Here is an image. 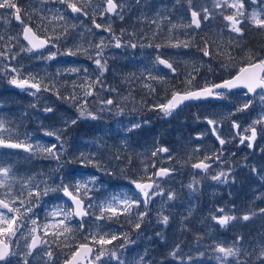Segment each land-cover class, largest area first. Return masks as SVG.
Segmentation results:
<instances>
[{
	"label": "rangeland",
	"instance_id": "obj_1",
	"mask_svg": "<svg viewBox=\"0 0 264 264\" xmlns=\"http://www.w3.org/2000/svg\"><path fill=\"white\" fill-rule=\"evenodd\" d=\"M97 0H93L95 4ZM22 7L27 8L29 11L33 7L40 10V13L49 19H51L57 9L61 12L67 10L66 5H61L56 0H47V3L41 5L39 0H19ZM55 4L56 6H53ZM246 8L251 11L254 7L251 4V0H245ZM194 7H208L213 9L212 0H194ZM51 10V11H50ZM130 11H137L140 15H146L151 20H157L160 23V28L162 31H157L156 25L153 23L149 24L152 26V30L156 34H163L164 39L169 37L170 23L181 25L189 23L191 20L190 12L188 11L187 0H180L177 3L176 0H141L139 5L136 4L135 0H128L126 5L124 15ZM214 12L218 10L213 9ZM229 12L231 10H228ZM9 10L0 9V35L5 37V41L0 43V50H2V44L7 43L8 36H16L21 33V26H17L14 22L13 16L8 14ZM69 15L68 20V34L66 38L63 39L65 47L67 50L69 48L76 50V45H82L83 48H88L89 41L99 42L101 36L105 37L106 41H110L109 33L103 32L102 30H97L94 28L92 23V14L89 10V16H80L78 19L67 10ZM159 13V16L157 15ZM163 17H168L169 19H163ZM119 19L117 16L114 18L106 17H96L97 23H101L105 26L111 24L112 30L115 25L114 20ZM34 23L32 26L34 29L36 24L41 23L39 15L33 16ZM44 21V23H46ZM76 25L75 28L72 25ZM222 17L219 15L210 18L208 21L202 23L201 29L196 30H186L184 28L178 27L173 30L174 33L177 32V36L180 40H185L187 37L184 35L185 31H188L191 36H198L202 41V38L208 40H216L217 42H223L221 44L224 46L228 44L230 38H235V33H229L227 29H222ZM60 21L54 19V27L60 30ZM251 24H245L244 27L250 26ZM252 26V25H251ZM92 28V32H88L87 29ZM120 30H113V33L121 37L122 47L116 48L114 42L107 47L104 51V59L107 60V71L106 76L103 78L104 85L111 88H115L116 91H107L106 89H101V92H107L108 96L101 100L113 99L114 104L111 106H104L99 102L101 107H106L110 110L99 111L98 119L92 120L94 127H96L97 132L87 133L84 137H78L76 140L74 138L71 140L72 143L69 145V160L73 162L69 165L64 159H60L59 164L55 159L45 158L43 154L30 155L24 152H13L7 153L0 150V162L10 161L14 168V173L18 180L27 179L30 176H35L36 181L46 180L50 187L55 188L59 185L61 178L63 177L65 183L74 182L75 179H80L86 177L89 174L95 175L97 177L95 190L91 195L96 201L103 200L105 197H109L117 193H127L129 196L134 195L133 184L130 183L131 180L139 179L144 176V166L149 165L148 173L155 171L157 167L161 165H166L177 170L174 176L166 178L164 180H158L161 187L164 189V196H156L153 198L154 202L150 204V212L146 217V221H150V217L155 221L154 224L159 226L161 230V235H157L160 241L169 243L171 250L180 244L183 254H191L194 257L197 256L198 251H204L206 254L203 257H199L196 264H219L215 259V254L209 248V245L215 243L231 244L238 233H241L242 229L246 227L250 222H255L257 226L264 227V216L256 215L249 221H237L233 222L229 227L221 229L214 221L211 220L209 216L210 210H214L216 207H225L226 210H232L236 215H243L249 211H258L260 208H264V198L257 199L256 197H264V182H262L256 174L250 171L251 167H256L260 171V175H264V137L258 135L257 140L254 144L253 149L247 148L246 145H239V140L232 139L234 130L232 129V121L237 120L242 122L245 126L251 123V120L257 116L261 108H264V101L261 100L259 95L244 96V91H235L233 93H228V98L224 102H216L213 100L200 101L193 107H183L173 112L170 116H165L159 109L153 108L152 106L161 101H166L171 95L172 89H169L171 85V79L174 78L169 70H163V74H166V81L161 83L157 81H149L155 89L154 94H149L148 89L142 86L141 73L145 71L147 67H142L138 70L137 74L128 75L122 70L123 64L116 66L119 62H124L126 58L134 59L135 48L130 46V43H137L141 45V40L138 42L130 41L125 39V31L122 33ZM43 31V30H41ZM165 32V33H164ZM264 33V30H261ZM241 37L239 38V43ZM162 41V40H161ZM160 44H163L164 41ZM149 41H146L141 47V55H137L141 61L147 65L151 66V57L149 53H153L156 50V54L152 58V62L155 60L158 54L155 47H147ZM15 44V41H13ZM21 43L24 44L21 40ZM58 48L61 55H58L54 60H42L37 58L36 53H28L21 51L20 45L17 44L13 48V52L18 53V58L15 61H4V63H10L12 66L20 68L23 75L27 76L29 74L37 75V73L46 74L43 72V66L48 65L51 62L63 61L66 64L58 65V68L63 73H68L65 69L78 68L79 73H71L76 80L78 77H84L86 74L84 69H87V75L90 79L94 80L99 72L97 66L89 68L88 56L79 51L77 55L66 56L63 53L66 51L59 45ZM137 46V47H138ZM202 43L198 46L202 47ZM136 47V48H137ZM195 46L185 49V48H172L164 47L160 49L159 54L164 58L171 59L175 62V67L178 70L176 76L179 77L181 83V90L185 88V76L188 71L191 70L193 64H195L199 69V74L193 81L194 86L200 87L204 86L205 83L211 84L220 81L221 79L233 74L238 69L231 68L225 70L221 68V64L224 63L223 57L217 55L218 60L212 61L211 56L205 57L203 53L194 48ZM56 48H51V51H56ZM94 56V49H89ZM212 51V50H211ZM262 50H257L252 52L251 49L241 51L235 55L236 61H240L241 58H245L247 62V54H250L257 59L264 58V53L260 52ZM236 52V51H235ZM261 53V54H260ZM48 52L44 51V55L47 56ZM235 54V53H234ZM92 60V59H90ZM137 60V59H136ZM139 60V59H138ZM130 64H132L130 62ZM112 66V73H109V67ZM146 74V73H145ZM155 74V73H154ZM11 74L0 75V89L4 90L11 88L8 83ZM221 76V77H219ZM114 79L109 83L108 79ZM137 77H141L137 79ZM65 77H60V81H64ZM125 79H131L130 82H125ZM2 86V88H1ZM135 87L138 90L127 91L128 88ZM73 89L64 90L60 97L69 95ZM79 91V89H77ZM238 93V94H236ZM18 94L25 95L30 100L32 109V122L30 123L31 129L26 132L20 122H16L14 125V130L19 134L20 139H25V134H28V138L31 143L35 144L40 142L44 145H50L51 143H57L53 137L45 136L44 130L63 128V121L65 119H76L79 115L77 109L71 106L68 108L65 103H69L66 100L58 97H53L48 92L41 95L31 96L26 91H18ZM127 97V99H125ZM253 99L254 107L249 111L242 113H236L235 115H230L234 112L235 108L244 103L247 99ZM36 105V107H33ZM186 105V104H185ZM52 107L54 112L46 113L44 111L45 107ZM90 110V106L88 104ZM122 110V111H121ZM182 111L185 114L187 112L193 113V117L189 118L191 121L186 120L184 123L180 124L174 118L178 119L177 112ZM3 117V114H0ZM205 117L214 118L222 121L220 127V134L222 138L226 140H231L224 147V154L221 157V161H211L212 167L210 169L209 175L205 176V173H194L190 165L195 159H203L205 154H212L218 147L212 144L211 133L208 125L204 122ZM13 119H20L19 116H14ZM12 119V120H13ZM165 122L167 123L163 128V133H160L159 126L155 124L152 126V122ZM133 123H139L141 127L149 128L151 131L155 132L152 135L150 141L147 143H141L138 141L136 149L132 147L133 143L131 141H125V136H129L133 131L141 128H136L133 131H127L128 128L132 126ZM188 125V126H187ZM158 129L157 131H154ZM149 130V131H150ZM65 131L62 133L64 135ZM204 133L202 138L196 139V134ZM172 140H175L172 142ZM131 145H129V144ZM159 147H167L169 149L168 153H161L157 157H152V151ZM199 148V152H194L195 149ZM94 154L95 159L100 162V169L92 165L85 166L80 162V154ZM127 154V156H125ZM73 156V157H70ZM117 155V156H116ZM169 155L172 159L169 160ZM42 156L45 162L35 161L38 157ZM262 158H261V157ZM119 157V158H117ZM155 162V168L151 167V164ZM214 163V164H213ZM76 164V165H75ZM124 164H127L124 165ZM119 170L120 181L115 182L111 176V172L114 170ZM229 178L227 183H219L211 179V175H215L220 171L229 172ZM241 173H244L246 177L242 179ZM193 177L199 180L200 183L197 185L198 191L195 193L188 189L187 185L192 182ZM111 179L112 185H117L114 189V193L108 189L109 182ZM234 181V182H233ZM44 185L41 184L43 189ZM20 185L14 184V189L19 190ZM107 191V192H106ZM174 191L177 194V199L173 201H167V192ZM136 195V194H135ZM138 196V195H137ZM167 201V203H164ZM67 204L61 196V191H50L47 196L42 197L39 205L34 208L35 217L38 223H45L50 217L46 213L50 212L55 206ZM164 208V214L169 215L170 220L167 226L158 222V213L161 207ZM143 211V207L140 208ZM191 212V215H189ZM187 219H184V218ZM127 219V224L134 227L135 218H133L132 223L128 222V218L121 216V219ZM89 222L94 220V217L87 218ZM74 225L78 222L73 221ZM107 225H115V222H103ZM248 223V224H247ZM197 224L202 230L203 235L198 240L196 236L197 229L194 225ZM119 226L114 232H125L127 229L124 227L123 223L117 224ZM31 225L29 224V227ZM151 226L145 223L144 228L148 229ZM153 229L155 227L153 226ZM186 230L187 236H195L191 243H185L182 240L184 231ZM27 233V229L24 230ZM106 231V230H105ZM255 234V232H254ZM130 238L135 241L133 244L126 246L132 248V254H135L139 249V255H144L145 251H148V247L145 246L146 234L142 232L138 235L136 229L129 234ZM240 236V235H239ZM83 237V236H82ZM182 241V242H180ZM121 240L114 241V244H123ZM182 243V244H181ZM23 244V240H21ZM264 245V238L250 239L243 241V248L247 249L248 253L251 255H245L243 259L250 261V264H260L257 259L261 251V246ZM54 244L52 245L53 249ZM47 247V246H46ZM111 247V246H109ZM121 249L124 257L128 260L129 264L131 261L125 256V250ZM257 249V251H255ZM26 250V249H25ZM54 264L60 259L61 256L68 251L67 249L61 250L60 248H54ZM41 253L39 256L31 257V264H44V260L47 258ZM138 256L136 258H138ZM134 258V260H136ZM166 264H179L178 260L172 259L169 255L167 259L163 260ZM115 264V262H112Z\"/></svg>",
	"mask_w": 264,
	"mask_h": 264
},
{
	"label": "snow or ice",
	"instance_id": "obj_2",
	"mask_svg": "<svg viewBox=\"0 0 264 264\" xmlns=\"http://www.w3.org/2000/svg\"><path fill=\"white\" fill-rule=\"evenodd\" d=\"M61 5H66V9L70 10L75 18L80 16L88 17L89 10L92 14V23L95 29L102 30L109 33L110 41H106L105 37L101 36L99 42L89 41L88 48H83L82 45H76V50L69 48L64 55L74 56L79 51H83L89 59H93V62L97 66L99 75L94 80L90 79L87 75L88 70L84 69L85 76L78 77L77 81H73V91L64 97H60L59 90L55 83H45L43 77L29 74L23 75L20 68L12 66L10 63H4V61H15L18 58V53L13 52V48L19 44L21 51L28 53H36L37 58L42 60H54L58 55H61L58 48V41L65 38L68 34V28L65 27L58 35L53 36H41L40 32L43 30L47 32V25L44 21L47 20L51 23V19L42 15L40 10L33 7L31 11L22 7L19 0H0V9L9 10L8 14L13 16L18 24L22 27V33L16 36H8L7 43L2 44V50H0V75L11 74L8 83L21 91H26L31 96H37L41 92H54L58 98H62L71 102V106L75 107L79 113L78 118H90L92 120L98 119V115L93 113L88 108V98L98 95L97 89H106L107 91H116L115 88L104 85L103 77L107 71V60L104 59V51L107 47L114 42L116 48L122 47L121 37L116 36L113 33L111 24L105 26L101 23H97L96 17L117 16L119 19H124V11L128 0H97L93 4V0H56ZM139 5L141 0H135ZM180 3V0H176ZM41 5L47 3V0H39ZM213 9L218 10L214 12L213 9L208 7L195 8L194 0H187L188 11L191 15L189 23L177 25L171 22L168 17L163 19H169V37L163 43L154 44L151 40L146 45L147 47H155L158 54L150 67H147L144 72L141 73L142 86L148 89L149 94L156 92L155 87L149 83V81L165 82L167 77L163 74V70L160 68L162 65L164 69L169 70L173 77L178 74V70L175 67V62L171 59L164 58L159 54L160 49L164 47L172 48H191L194 45V36L189 35L188 31H185L184 35L187 37L185 40H180L178 37H173V30L181 27L186 30H196L202 28V23L208 21L210 18L219 15L222 17V29H227L229 33H235V38H230L228 46L223 50H218L216 55L223 57L224 63L221 64V68L229 70L231 68H237L235 75L230 76L228 79H224L220 83H205L202 87H196L193 81L199 74L200 69L193 64L191 70L187 72L185 76V88L173 89L170 97L166 101H161L154 104L152 107L159 109L165 116H170L174 111L179 109L182 105H185L189 101H201L209 98L214 99H227L228 93H233V90H246L243 92L244 96L252 94L253 98L259 95L261 100L264 101V58L257 59L249 52L247 54V62L245 58H241L240 61H236L235 49L240 48L239 38L244 35V25L251 24L254 28L264 30V0H251V4L254 6L251 11L246 8L245 0H212ZM67 10L61 12L56 10L52 19L57 21H63L65 24L69 20ZM228 10H231L230 12ZM51 11V10H50ZM39 15L41 23L36 24L35 29L31 26L34 23L33 16ZM159 16V13H157ZM147 20V17H144ZM150 23L156 25L157 31H162L160 23L157 20H151ZM73 28L76 25H72ZM88 32H92V28L87 29ZM122 33L124 30H121ZM135 35V33H131ZM153 39L156 36V32H153ZM22 40L26 44L21 43ZM144 37H141L143 39ZM5 41V37L0 35V43ZM15 41V44L13 43ZM130 43L132 48H136L137 43ZM202 47L198 50L203 53V56H212L211 45L208 39L202 38ZM140 47H145L141 44ZM51 48H56V51H51ZM89 49H94V56ZM48 52L47 56L44 55V51ZM69 73H79L80 69L70 68L65 69ZM146 73V74H145ZM155 73V74H154ZM58 70L56 76H60ZM141 77H137L140 79ZM79 89V91H77ZM238 94V93H236ZM127 99V97H125ZM104 106H111L115 102L113 99L99 101ZM36 107V105H33ZM254 107L253 99H247L244 103L235 108L234 112L242 113L249 111ZM110 110L106 107H101L99 111ZM46 113L54 112L52 107H45ZM122 111V110H121ZM77 119H65L63 121V128H54L51 130L45 129L44 135L53 137L57 143H51L50 145H44L40 142L35 144L31 143L28 134H25V139H20L19 134L11 127V121L0 117V149H20L30 155L43 154L45 158L55 159L58 164L61 156L64 152V140L62 133L67 130L68 127L77 123ZM205 121L209 126L210 133L219 142L221 148L217 149L212 154H205L203 159L198 160L191 164V167L196 170H200L205 173V176L209 175L212 167L211 161H221L223 155V146L230 143L231 140L222 138L220 134V127L222 121L205 117ZM141 127L139 123H133L127 131L131 132L136 128ZM232 129L235 130L232 135V139L239 140V145H246L247 148L253 149L257 140V136L264 137V108H261L260 112L255 118L251 120V123L245 126L242 122L233 120ZM204 133L197 136V139L202 138ZM197 148L194 152H199ZM264 152V149H261ZM167 147H159L152 151V157H157L161 153H168ZM119 158V157H117ZM80 162L87 165H92L98 170L100 169V162L95 159L94 154H80ZM169 160L172 156L169 155ZM149 165L145 164V175L136 180H131L130 183L135 186L139 195L129 196L127 193H117L109 197H105L103 200L96 201L91 193L95 190L97 177L89 174L86 177L75 179L74 182L65 183L64 178H61L59 185L55 188L50 187L46 180L36 181L35 176H30L24 180H18L13 165L10 161L0 162V264H31L30 258L41 256V259L46 257L44 264H54V251L52 245L61 250L67 249L64 254V264H129L128 260L124 257L121 249L126 248L127 245L135 243L128 233L114 232L111 230L105 231V227H110L103 222H119L121 216L127 217L128 222L132 223L135 218L134 228L140 229L142 223H144L146 217L150 212V204L154 202L153 198L156 196H164V189L161 187L158 178H164L170 176L175 169L161 167L152 173H148ZM152 168H155V162L151 164ZM250 171L264 182V175H260V171L256 167H251ZM229 172L220 171L215 175H211L213 181L219 183H227L229 178ZM234 182V181H233ZM199 180L193 177L187 187L191 192L198 191L197 185ZM14 184H19V190L14 189ZM41 184L44 185L43 189ZM50 191H62L63 196L71 202L70 204H63L55 206L50 212L46 213L50 219L45 223L40 224L35 217L34 208H36L42 197L47 196ZM262 199L264 197H256ZM177 199V194L174 191L167 192V201H173ZM164 201V203H167ZM143 207V211L140 208ZM191 215V212H189ZM264 216V208L258 209V211H249L245 214L236 215L232 210H226L225 207H216L214 210H210L209 216L221 229L229 227L233 222L237 221H249L254 216ZM94 217V220L89 222L87 218ZM184 219H187L186 217ZM169 215L164 214L163 206L158 213V222L167 226L169 224ZM78 221V224L74 225L72 222ZM29 224L31 225L29 227ZM27 229V233H25ZM83 236V240H78L77 236ZM157 235H161L157 233ZM200 237H198V240ZM23 240V244H21ZM123 240V244H114V241ZM47 246V247H46ZM111 246V247H109ZM215 259L219 264H250V261L243 259L248 253L247 249L243 248V237L237 236L231 244L213 243L209 245ZM26 249V250H25ZM204 251H198L197 256L194 257L191 254H183L180 244L169 252V256L178 260L179 264H196L199 257L205 256ZM260 264H264V245L261 246V251L257 256ZM135 264H155L154 261L147 259V250L144 255L138 256L135 260ZM163 264V261H161Z\"/></svg>",
	"mask_w": 264,
	"mask_h": 264
},
{
	"label": "trees",
	"instance_id": "obj_3",
	"mask_svg": "<svg viewBox=\"0 0 264 264\" xmlns=\"http://www.w3.org/2000/svg\"><path fill=\"white\" fill-rule=\"evenodd\" d=\"M55 5V4H54ZM146 15H140L137 11H130L128 13H126L124 15V19H117L114 20L115 25L113 27V30H120L123 29L125 31L124 35H125V39L126 40H130V41H136L138 42L139 40L140 43L144 44L146 41H152L154 44L159 43L161 40V43L164 41H166L167 39H164V35L163 34H156L155 38L153 39V32L154 30H152V26L149 24L150 18L147 17V20L144 19ZM51 23L46 22L45 24L47 25V32L41 31V34L47 35V36H55L58 35L60 32L63 31V29L65 27L68 28V23L65 24V22L60 21V30H57L54 27V21L51 19ZM131 33H135V35H131ZM165 33V32H164ZM174 36H177V32L174 33ZM141 37H144L143 39H141ZM174 37V38H175ZM66 38V37H65ZM63 38V39H65ZM63 39L59 40L58 42L60 43L59 45H61V47L65 50L62 51H66L67 48L65 47V44L63 42ZM240 48H236L235 49V55H237L238 53H241V51L247 50V49H251L252 52H256L257 50H262L260 52L264 53V33L261 32V30L254 28L253 26H246L244 27V35L241 37L240 39ZM195 47L194 48H198V46L202 43V41L200 40V38L198 36L194 37V41H193ZM209 43L211 45V50H212V56L210 59H212V61L218 60L217 58V51L218 50H223L224 48H226L228 46V44H225L224 46H222L221 44H224L223 42H217L216 40H209ZM141 47L138 46L137 48H135L134 51V59H130V61H128L129 59L126 58L124 62H119L118 64H116V66H120V64H123L122 70L125 74L128 75H134L138 73V70L142 67H150V65H147L144 60L141 61L142 59H140L139 57H137V55H141ZM150 57H151V63H152V58L154 57V55L156 54V50L153 53H149ZM261 54V53H260ZM68 56V55H66ZM137 59V60H136ZM139 59V60H138ZM89 62V68H93L95 69L96 65L93 62V59H87ZM130 62L132 64H130ZM60 64H66L63 61H56V62H51L48 65H44L43 66V72L46 74H42V72L39 74L37 73L36 76L39 77H43L45 83H55L57 86V89L59 90V94H62L64 90L67 89H73L72 88V83L73 81H77L76 77H74L73 75H71V73H63L59 68L58 65ZM109 73H112V66H110L109 68ZM60 71V76H56L57 71ZM106 76V72L104 73V77ZM60 77H65L66 79L64 81H60L59 78ZM103 77V78H104ZM221 77V76H219ZM114 79L110 78L108 79L109 83L112 82ZM125 82H130L131 79H125ZM171 85L167 88L169 89H180L181 88V83L179 80L178 76H175L174 78L171 79ZM2 88V87H1ZM134 90H138L135 87H130L127 89V91H134ZM98 95L94 96V97H89L88 101H89V106H90V111H92L93 113H96L97 115L99 114V109L101 108V105H99V100L100 99H105L108 96L107 92H101V89H97ZM45 92H41L39 93V95L43 94ZM48 94H50L53 97H57L56 94H54V92H48ZM38 95V96H39ZM68 102V101H67ZM65 105L70 108V102L69 103H65ZM194 105L191 104H186L183 107H193ZM0 114H3V118H5L6 120L11 121V127L14 129V125L16 122H23L26 126H25V130L27 132H29V130L31 129V125L30 123L32 122V109H31V104H30V100L28 99V97H24L21 94H18L17 91H14L12 89H0ZM177 116L181 115V118L179 117L178 119L174 118L176 121H179L180 124L184 123L186 120H188V122H190L191 120L189 118L193 117V113H189L187 112L186 114L182 111L177 112L176 114ZM14 116H19L20 119H13ZM78 118V117H77ZM76 118V119H77ZM13 119V120H12ZM155 124V121L152 122V126ZM167 123L165 122H157L155 125L159 126V128L161 130H159L160 133H163V128ZM188 126V125H187ZM97 128L94 127L93 125V121H91L90 118H79L77 119V123L74 125H71L70 127L67 128V130L65 131L64 135H63V140H64V146H65V154L64 157L62 159L66 160L68 164H73L72 161L69 160V158H67V153L69 151V148L67 149V142L71 141L73 138L74 140H76L78 137H84L87 135V133L90 132H97L96 130ZM150 129L145 128V127H141L135 131H133L132 133L129 134V136H125V141H131L133 143L132 147H134V149L137 148V146L135 144L138 143V141H141V143H147V141H150L152 138V135L155 134V132L153 131H149ZM158 129L154 130L157 131ZM158 132V131H157ZM175 140H172V142ZM129 144V143H128ZM131 145V144H129ZM117 156V155H116ZM127 156V154L125 155ZM261 157V156H260ZM262 158V157H261ZM36 161H40V162H45V160L43 159L42 156L38 157V159ZM76 165V164H75ZM127 166V164H124ZM242 176V179H244V177H246V175L244 173L240 174ZM111 176L113 178V180L115 182L120 181V172L119 170H114L113 172H111ZM112 180L109 179V187L108 189L112 191ZM107 192V191H106ZM123 223L124 227L127 229L125 231V233L131 234L134 231V227L130 226L131 224H127V219H121V217L119 218V222H115V225L110 224V227H105V230H111V231H115L116 229L119 228V226L117 224L119 223ZM148 224L149 226H151L150 228L146 229L144 228V225ZM155 221L150 217V221H144V223H142L141 228L140 229H136V231L138 232V235H140L142 232H144L146 234V243L145 246L148 247V251H147V259L149 261H154L155 264H161V261L167 259L169 252L171 251V248L169 247V243L167 242H162L160 241V238L157 236V233H161V230L159 229V226L157 224H154ZM248 224V223H247ZM255 222H250L248 225H246V227H244L241 231V233H238V235L243 237V241H247L250 239H256V238H264V227L261 226H257L255 225ZM153 226L155 227V229H153ZM194 227H196L197 229V233L196 236L197 237H201L203 235V230L197 225L195 224ZM255 232V234H254ZM195 238V236L191 235V236H187L186 235V230L183 233L182 236V240H184V244L186 243H191L192 240ZM78 240L82 241V237L81 235L78 234L77 236ZM121 242H123V240H121ZM182 242V241H180ZM182 244V243H181ZM54 248H56V246H53V250ZM126 254L128 255V259L132 262L131 264H135V260L134 258H136L139 255V249L135 254H132V248L131 247H127L125 250ZM255 251H257V249H255ZM64 257L62 256V258H60L61 261L63 260ZM57 261V262H58ZM57 264V263H55ZM163 264H166V262H163Z\"/></svg>",
	"mask_w": 264,
	"mask_h": 264
},
{
	"label": "water",
	"instance_id": "obj_4",
	"mask_svg": "<svg viewBox=\"0 0 264 264\" xmlns=\"http://www.w3.org/2000/svg\"><path fill=\"white\" fill-rule=\"evenodd\" d=\"M16 21V20H15ZM16 23H18L17 21H16ZM25 42V41H24ZM26 43V42H25ZM43 51V50H42ZM161 67L163 68V66L161 65ZM164 69V68H163ZM165 70H167V69H165ZM235 75V74H234ZM223 81V80H222ZM222 81H220V82H222ZM220 82H218V83H220ZM12 87L13 88H15V89H18V90H20L19 88H16V87H14L13 85H12ZM237 90H239V89H237ZM233 91H236V90H233ZM246 91V90H245ZM250 95H252V94H250ZM209 99H214V98H209ZM214 100H217V101H224V99L223 100H220V99H214ZM190 103H196V102H198V101H189ZM186 103H188V102H186ZM213 138L215 139V137L213 136ZM216 140V139H215ZM217 141V140H216ZM218 142V141H217ZM218 144H219V142H218ZM219 146H220V144H219ZM221 147V146H220ZM7 150H16V151H22V150H20V149H7ZM24 152V151H23ZM197 162V161H196ZM159 168H161V167H159ZM159 168H157V169H159ZM165 168H168V167H165ZM192 168V167H191ZM156 169V170H157ZM193 169V168H192ZM193 171L194 172H200V170H196V169H193ZM175 173V171H173L171 174H170V176L171 175H173ZM165 178H167V177H164V178H158V179H165ZM134 189H135V186H134ZM135 191L136 192H138L136 189H135ZM62 196H63V193H62ZM64 197V196H63ZM69 203H71L68 199H67V197H64ZM63 264H64V262H63Z\"/></svg>",
	"mask_w": 264,
	"mask_h": 264
}]
</instances>
